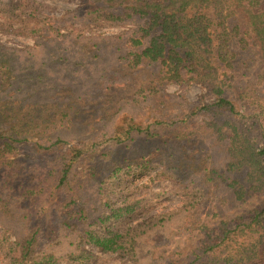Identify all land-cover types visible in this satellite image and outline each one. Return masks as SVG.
Listing matches in <instances>:
<instances>
[{"label":"rangeland","instance_id":"rangeland-1","mask_svg":"<svg viewBox=\"0 0 264 264\" xmlns=\"http://www.w3.org/2000/svg\"><path fill=\"white\" fill-rule=\"evenodd\" d=\"M212 2L194 13L210 21L213 52L219 46L225 51V45L232 50L226 56L231 65L220 63L217 74L226 84L241 85L244 106L239 111L245 113L249 107V112L239 120L240 125L243 129L253 126L250 134L261 135L262 144L264 109L257 107H264L260 45L240 5ZM113 9H117L115 14ZM221 9L230 13L223 25L215 13ZM119 12L122 10L114 7L104 11L100 0H0V44L8 49H0V133L10 125L23 126L18 131H26L49 117L71 120L69 145L105 132L97 139L99 145L80 158L77 182L71 186L81 182L87 187L82 206L90 214L101 198L100 184L98 189L96 184L103 177L100 194L112 206L128 205L130 210L107 225L92 224L88 219L89 229L103 234L116 227L138 228L142 230L137 238L141 249L133 253L125 246L120 252L107 253L86 245L93 254L87 264H180V250L188 251L203 237L200 228L189 231L186 227L185 194L199 202L196 217L209 222V231L228 219L264 208V183L250 188L245 170L231 172V131L221 125L226 118L213 117L207 111L192 114L194 103L206 106L213 102L201 81L189 75L172 79L166 68L161 71V64L148 60L137 67L129 64L130 47L120 44L118 37L140 36L138 29L146 19H116ZM149 39L144 37L143 44ZM213 61L208 66L215 67ZM131 117L133 124L148 127L159 137L131 132V139L114 145L106 139L116 134L113 127L120 126L117 130L121 131ZM193 123L199 127L197 135L188 133ZM213 123L220 127L218 131ZM3 141L0 139V264H11L19 256L17 243L35 228L39 229L40 255L50 261L45 264H84L68 258L78 233L60 224L70 219L84 226L85 219H79L75 206L58 202L52 189L53 173L46 175L55 151L39 153L33 145L37 139L31 136L11 150L4 148ZM42 158L47 161L42 163ZM14 159L21 163L14 164ZM181 159L186 165L180 177L172 169L166 173L168 177L156 176L163 173V163L172 166ZM191 162L199 170L193 171ZM238 186L245 192L236 199ZM163 214L169 219L163 228L149 231L145 227L152 217Z\"/></svg>","mask_w":264,"mask_h":264},{"label":"trees","instance_id":"trees-1","mask_svg":"<svg viewBox=\"0 0 264 264\" xmlns=\"http://www.w3.org/2000/svg\"><path fill=\"white\" fill-rule=\"evenodd\" d=\"M100 1L102 2L104 11H108L113 7L122 10V12L117 14L116 19L130 16L146 19V24L138 29V32H141L140 36H131L126 39H123L121 36L118 37L120 44L122 43L123 46L129 45L130 47L129 56H131V59L129 60V64L132 67H137L143 64L145 60H148L151 63L156 62L161 64V71L163 67L166 68V72L172 79L178 80L189 75L190 78L201 81L205 85L207 95L213 98V102L206 106H200V103L198 104L197 102L194 103L191 106V109H193L192 114L207 111L213 117L226 118L224 124L221 125H224L231 131V136L229 137L231 143L229 150V158L232 161L231 172H235L237 169L245 170L250 188L262 187L264 183V143L261 144V135L254 136L250 134L253 126L243 129L240 125L239 120L243 119L245 114L249 112V107L246 108L245 113H240L239 111V107L244 106L243 103H240V97L244 96L240 90L241 85L226 84L217 74L216 66H219L220 63L225 62L227 65H231L226 56L227 54H232V50L227 49V45H225V51L224 49H220V46L215 52L211 50L210 21L203 15H196L194 10H203L207 7L206 3L210 1H213L212 4H221V2L227 4L228 1L236 2L244 9L248 17L249 25L254 32L255 39L260 45L264 59V0ZM88 12L87 10L84 11L85 15ZM112 12L115 14L117 9H113ZM215 13L219 25H223L227 20L229 21L227 17L230 15L228 9H225L224 13L223 9L216 10ZM110 17L111 19L114 18V15ZM146 36H149L150 39L147 44H143L142 39ZM120 44L116 46V51L118 52L121 48ZM2 46L0 44V49L5 48ZM211 52H213L212 58H210ZM211 59L214 60L215 67L208 66ZM262 78L264 79V75ZM257 107L264 109L261 105ZM255 112L262 113L261 110L257 111L256 109ZM132 120L133 117L121 127V131L117 130L120 126L118 128L117 126L113 127V133L116 132V134L106 139L112 141L114 145L118 144L119 141L131 139V132L135 134L143 133L146 136H150V138L159 137L160 134H153L149 131L148 127L135 125L131 122ZM71 123L70 119H53L49 117L33 123L32 125L34 126L32 127H26L28 128L26 131H18L23 126L10 125L6 130L1 131L0 139L4 140V148L11 150L31 136L37 139V143H33V145L39 153H42L46 149H51V152L55 151L56 155L48 161L51 164V170L47 173L44 171V173L47 176L51 172L53 173L52 189L58 198V202H64L66 207L70 205L75 206L79 219H85L84 226H81L77 222L71 223L70 219L61 220L60 226L65 230L72 227L71 232L78 233L75 248L68 256L70 260L87 264L93 258V254L85 248L86 245L94 246L102 252L107 253L120 252L125 249V246H128V250L130 249L134 253L135 249L139 250L140 248L137 238L141 236L142 230L138 228L122 230L116 227L106 230L103 234H98L95 229H89L93 223L107 225L110 220L124 217L130 208L128 205L115 207L109 204L107 197L99 192L102 190L104 182L102 177L100 183L96 184L97 189L100 184L98 197H101L98 200L96 210L90 214L84 211L82 202L87 187L83 186L81 182L75 183L72 186L71 183L77 182L76 165L80 161V158L85 155V152L91 149L94 150L99 145V140L97 139H100L101 136L103 137L105 132L103 135L96 134V136L91 137L92 139L87 141L69 145L68 139L70 137L69 129L72 126ZM213 126L216 131L220 128L214 123ZM188 133L191 135L199 134L198 125L194 123L189 125ZM64 146L66 147L65 150L58 152V149ZM40 161L43 163L47 159L42 158ZM12 162L14 164L21 163L19 159H14ZM112 162L117 163L115 160H112ZM167 165L168 163H163V173L157 174V177L162 176L161 174L168 177L166 173L171 169L174 175H179L180 177L183 174V166L186 163L181 159L178 164ZM189 167L193 171L199 170L195 162H191ZM7 179L9 178L7 177ZM44 179V181L48 180L47 177ZM244 192L243 187L238 186L235 190L236 199L242 198ZM185 196L184 200L187 202V207L184 206L183 210L186 211L185 217L188 221L186 222V227H189V231L194 228H200L202 230L200 232H203V237L198 239L195 245L188 251L183 252L180 250L178 255L183 256V258L178 263L264 264V208L228 219L225 222L214 225L207 231L206 228L209 222H200L196 217L200 210L199 202L194 199L192 200L189 194H185ZM166 216L168 215L163 214L152 217L145 227L149 228V231L154 228H163L164 223L169 222ZM88 219H91L92 224L86 221ZM38 235L39 229L35 228L20 243H17L16 248L19 250V256L13 259L11 264H45L46 262H50L47 261L45 256L40 255ZM135 261L137 262L138 260Z\"/></svg>","mask_w":264,"mask_h":264}]
</instances>
